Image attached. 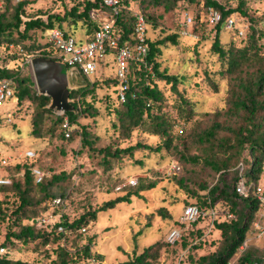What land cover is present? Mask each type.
Instances as JSON below:
<instances>
[{
	"label": "rangeland",
	"instance_id": "1",
	"mask_svg": "<svg viewBox=\"0 0 264 264\" xmlns=\"http://www.w3.org/2000/svg\"><path fill=\"white\" fill-rule=\"evenodd\" d=\"M219 1L232 8L240 4V0ZM27 2L28 12L34 14H62L65 8L58 0ZM244 2L243 8L248 15L238 10L233 14L238 25L248 26L246 36L238 37L234 29L228 30L222 23L220 40L226 48L232 45L237 49L243 48L249 44L250 36L256 30L259 55L254 53L255 47L251 48L250 60L241 69L231 73L227 70L226 60L212 49L216 28L209 24L204 0H179L174 4L130 0L134 10L138 9L155 19V22L150 21L149 36L152 40L177 33L186 12L195 19L193 33L197 37L177 33V42L168 41L162 45V54L158 57L160 70L178 75L182 80L177 86L179 91L163 79L156 81L164 95L157 103V108L170 123L169 147L160 150L139 149L134 152V157L124 156L104 161V153L100 149L106 146L121 148L137 141L155 146L165 140L161 135L152 133L147 116L132 130L120 126L118 115L123 106L118 100L115 60L111 55H108L102 70L88 78L96 84L95 89L85 95V99L94 105L96 113L79 116L70 137L65 136L53 113L39 116L38 129L33 131L32 117L38 111L34 102L32 111L31 105L16 113L12 112L10 103L3 105L1 111L4 114L12 113L14 121L0 125V147L12 155V164L21 160L14 157L20 150L33 148L37 154L35 164L45 172V178L54 174L63 176L52 188V192L56 195L66 193L68 204L65 208L69 221L107 200L133 192L139 186H149L142 191L141 196L132 195L130 201H120L113 208L99 211L95 219L85 224L86 231L76 229L68 237L66 247L74 264H119L156 241L164 245L154 264H189L191 257L196 259L216 249L220 240V231L216 228L211 231L208 229L206 237L200 238L187 254L184 253L188 248L185 244L192 243L201 235L200 231L184 229L183 232H186L183 240L175 245L168 244L166 238L172 228L182 227L180 216L185 205L195 201L203 202V191H198L199 186L204 183L213 185L220 174L211 159L223 158L225 150L209 142H202L201 133L215 119L214 114L218 110L222 111L218 117L220 121L235 124L238 117L227 112L232 105V87L238 86L242 77L253 76L258 67H264V0ZM64 27L76 35L85 34L83 22L72 26L65 22ZM38 39H41L40 36ZM73 70L74 73L68 76L69 84H84L87 78L82 77L77 68ZM20 76L36 84L31 64L24 65ZM182 95L190 101L192 109L183 105ZM81 125L87 126L93 148L82 145ZM225 134L230 133L221 130L220 135ZM249 153V149L244 148L240 157L246 162ZM177 165L180 166L179 170L173 167ZM234 168L231 165L227 179L234 177ZM21 173L19 165L0 166V175H8L12 182L20 178ZM131 178L137 179L138 183L128 185ZM259 181L264 184V174ZM121 185L123 188H118ZM31 194L33 199L39 198L42 195L40 187L33 186ZM18 204V191L11 186L0 189V242L5 240L8 230H19L27 217L36 216L41 211V205L34 204L26 209L24 217L17 216L12 212ZM218 209L220 212L232 211V206L218 203ZM206 225L207 221L203 220L197 226L202 228ZM91 236L92 255L86 258L82 249ZM47 237V242L42 238L29 242L14 241L12 248L15 258L53 263L61 241L56 236ZM249 247H255L261 254L264 252V236L259 235L252 226L228 264H236L238 256Z\"/></svg>",
	"mask_w": 264,
	"mask_h": 264
},
{
	"label": "trees",
	"instance_id": "2",
	"mask_svg": "<svg viewBox=\"0 0 264 264\" xmlns=\"http://www.w3.org/2000/svg\"><path fill=\"white\" fill-rule=\"evenodd\" d=\"M28 0H20L14 2L7 0L5 10L0 13V50H2L7 43L16 41L23 44L34 55H41L51 57L59 60L53 55L54 48L49 43L42 41L41 32L48 27L54 25L60 26L66 32L64 23L67 22L69 26L77 25L78 22L85 24V35L90 38L100 26V21L95 16L96 13H107L109 8L101 5L99 2H90L88 0H58L59 3L65 5L62 14L55 12H47L45 14L29 13L27 10ZM161 3H176L179 0H153ZM195 1V0H188ZM245 0H240V4L235 7H227L219 0H204V7L218 9L222 13L224 19L227 15L238 11L248 15V12L243 8ZM122 9L116 19V28L120 34V44L133 43L135 40L134 35V15L133 8L130 5V0H121ZM44 15V16H43ZM148 22L149 28L150 21L155 22V19L150 15L144 13ZM222 19V20H223ZM222 20L213 26L216 28L215 37L212 42V49L221 58L226 60L228 64V71L233 73L242 68L243 64L250 60V49L255 47L254 53L258 54L257 50V37L256 30L252 33L249 39V44L243 48H235L233 45L225 47L220 40V30ZM195 21V19H194ZM193 21V22H194ZM182 22V21H181ZM181 22L179 25L178 34L180 35ZM191 29L194 31L193 24ZM74 31V29H73ZM74 33V32H71ZM177 33H172L161 39L152 40L148 37V56L147 65L152 67L154 75L147 71L146 65H138L133 61L129 63L128 73V88L127 100L121 103L123 110L118 115L120 126L124 129L132 130L133 127L140 125L147 116L149 120V127L152 133L159 134L165 138L163 143L156 144L155 146L137 141L135 144H130L126 147L111 148L106 146L100 150L104 153V161H110L111 158L119 159L124 156L134 157V152L139 149L160 150L163 147L170 146V123L168 118L163 115L157 108V103L163 99V92L157 87V79H163L171 83V87L177 91L178 84L182 81L181 77L175 74H169L165 70H160V62L158 57L162 54V45L168 41L173 43L177 42ZM75 34V33H74ZM40 36V40L38 37ZM4 61L10 60L9 56L3 58ZM264 65V64H263ZM21 67H12L4 69L0 67V75L14 76L17 80V97H18V110L22 111L31 106L33 110V102L37 107V112L32 117L33 131H36L39 126V116L42 117L44 113H53L56 115V121L60 122L61 130L62 123L67 117L71 123V129L81 115H94L96 109L94 105L87 102L85 95L95 89V81H90L87 76V81L83 85L74 88L70 91V98H75L72 101L74 109L66 111L63 114H58L50 107L51 97L38 92L36 84L31 83L30 79L26 80L21 78ZM115 79L117 80L116 74ZM232 105L228 108L227 112L232 116H237L235 124H225L219 120L222 114L218 110L214 115L215 119L211 124L201 133L200 140L202 142H209L210 145H217L219 148L225 150L223 158L211 159L215 163V169L219 172L217 181L209 186L206 183L199 186L198 191H203V202L195 201L189 204L197 205L202 212L201 215L186 231H200L201 235L189 245L185 244L187 252L192 246L198 243L200 238H205L206 235L213 228L220 231V240L215 250L202 254L198 258H190L189 264H228L229 261L236 255L238 248L245 241L247 232L250 227H253V222L257 217L259 211V203L253 196L241 197L235 190V184L238 180L240 173H244L249 181L259 182L262 174H264V67H258L253 76H245L240 79L238 86L232 87L231 99ZM182 102L185 107L192 109L190 101L182 95ZM221 130L227 133L220 135ZM35 134L37 132H34ZM38 134V133H37ZM81 143L84 146L93 148V141L90 139V132L86 125H81ZM244 148L249 149L250 156L245 162L241 158V153ZM37 158V157H36ZM35 159H23L15 164H9L4 167L18 166L22 168V176L17 178L11 184H0V189L6 186H11L14 190L19 192V204L13 210V214L23 216L34 204L41 205V211L38 215L27 217L20 225L19 230H8L5 240L1 242L4 244L9 252L0 257V264H47L37 261H27L20 258H15L13 251L14 241L29 242L42 238L47 242V236H56L60 239L61 244L56 250V259L53 263L49 264H74L71 253L66 247L68 237L77 229L78 231H86V223L90 219H95L97 213L102 210L110 209L116 206L120 201H130L132 195H142V191L149 188V186H139L135 191L128 192L123 196H118L114 199L105 201L93 210H88L82 213L78 218L69 221L66 214L67 196L66 193L60 195L53 194L52 188L55 184L60 182L62 175L54 174L50 178H45L43 181L37 183L32 174L34 167H39L35 164ZM235 166L234 177L229 180L226 175L229 168ZM38 185L42 195L33 199L31 190L33 186ZM131 186V185H130ZM152 186V185H151ZM197 193V192H196ZM62 197L64 200L63 214L59 217L54 224L44 225L40 224V218L48 211L57 212V207H50V202L56 198ZM218 203L225 206L230 204L232 211L220 212ZM30 207V208H28ZM212 211L214 213H212ZM232 214V216H229ZM203 220L207 221L205 227L197 226ZM63 225L68 233L57 230L58 225ZM85 228V230H82ZM185 231V232H186ZM185 232L175 243L183 240ZM47 235V236H46ZM93 241V236L89 238L82 251L84 257L88 258L91 254L90 245ZM184 244V243H183ZM163 242L156 241L144 247L138 253L135 252L132 258L120 262L119 264H154L155 260L159 257L160 251L163 247ZM255 247L245 249L237 259L236 264H264V252H261ZM191 256V255H190Z\"/></svg>",
	"mask_w": 264,
	"mask_h": 264
},
{
	"label": "built area",
	"instance_id": "3",
	"mask_svg": "<svg viewBox=\"0 0 264 264\" xmlns=\"http://www.w3.org/2000/svg\"><path fill=\"white\" fill-rule=\"evenodd\" d=\"M18 2L20 0H13ZM90 2H99L101 5L109 8L107 13H96L95 16L100 21L99 28L95 33L88 38L85 34L78 36L71 32H66L60 26L54 25L46 28L41 32V37L44 43H49L54 48L53 55L57 57L60 64L65 68L67 76L74 73L73 68H77L79 74L92 76L95 72L102 70L103 65H106L108 55H111L115 60V74L118 81V100L121 103L127 100V88L128 73L130 61L135 62L138 65H146V69L152 75H154L152 67L147 65L148 56V37H149V25L144 13L140 10L133 9L134 15V35L135 40L133 43L120 44V34L116 28V19L122 9L121 0H88ZM7 0H0V13L6 8ZM208 21L212 26L217 25L223 18L220 10L213 7H208ZM193 16L186 12L181 22L180 34L184 36L197 37L193 30L190 28L193 24ZM222 23L228 30L234 29L238 37L244 38L248 29L247 25H238L237 19L233 13L227 15ZM4 48L0 50V67L4 69H10L12 67H21L31 64L33 56L23 44L12 41L7 43ZM9 56L8 62L4 61V57ZM112 59V58H111ZM83 84L71 85L70 91ZM38 90V87H37ZM17 80L14 76L0 75V125L4 123L10 124L14 121L12 113H3L1 110L4 104H11L12 112L16 113L18 110V97H17ZM39 92V90H38ZM70 102L75 98H70ZM56 113L63 114V111L54 109ZM19 113V112H18ZM71 123L66 117L62 123V129L66 137H70L72 133ZM15 158L23 159H35L37 157L36 151L33 148H25L20 150L19 153L14 156ZM18 160V161H21ZM12 155L6 152L0 147V166H7L12 164ZM176 170L180 169V166H173ZM32 174L37 183L43 181L46 176L45 172L40 167H34ZM12 180L8 175H0V184H11ZM138 180L131 178L127 184L136 185ZM125 185V184H123ZM123 188V186H118ZM235 190L241 197L253 196L259 203V211L256 219L253 222V228L255 231L264 236V184L262 182L249 181L244 173H240V176L235 184ZM64 200L62 197H56L50 202V207H57V212L48 211L40 218V224L51 225L62 216L64 208ZM200 208L195 204H187L184 206L180 223L182 227H174L167 235V241L171 244L175 243L182 236L183 230L190 229L192 224L203 214ZM212 213H214L212 211ZM232 216V214H229ZM211 229V228H209ZM58 231L68 233V230L63 225H58ZM82 230H85L83 228ZM9 252L8 248L0 242V257L6 255Z\"/></svg>",
	"mask_w": 264,
	"mask_h": 264
},
{
	"label": "water",
	"instance_id": "4",
	"mask_svg": "<svg viewBox=\"0 0 264 264\" xmlns=\"http://www.w3.org/2000/svg\"><path fill=\"white\" fill-rule=\"evenodd\" d=\"M31 65L38 90L51 97L50 107L59 111H71L69 78L59 61L51 57L35 55Z\"/></svg>",
	"mask_w": 264,
	"mask_h": 264
},
{
	"label": "crops",
	"instance_id": "5",
	"mask_svg": "<svg viewBox=\"0 0 264 264\" xmlns=\"http://www.w3.org/2000/svg\"><path fill=\"white\" fill-rule=\"evenodd\" d=\"M78 36H83V35H78Z\"/></svg>",
	"mask_w": 264,
	"mask_h": 264
}]
</instances>
